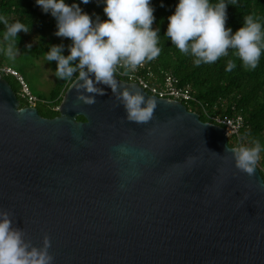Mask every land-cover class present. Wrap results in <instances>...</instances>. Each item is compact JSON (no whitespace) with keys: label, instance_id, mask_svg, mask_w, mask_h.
Listing matches in <instances>:
<instances>
[{"label":"water","instance_id":"1","mask_svg":"<svg viewBox=\"0 0 264 264\" xmlns=\"http://www.w3.org/2000/svg\"><path fill=\"white\" fill-rule=\"evenodd\" d=\"M79 75L58 116L20 107L0 76V213L52 264H264V181L225 130L136 83ZM155 102L128 119L122 93ZM94 97L89 105L79 97ZM81 117L83 120H77Z\"/></svg>","mask_w":264,"mask_h":264},{"label":"clouds","instance_id":"2","mask_svg":"<svg viewBox=\"0 0 264 264\" xmlns=\"http://www.w3.org/2000/svg\"><path fill=\"white\" fill-rule=\"evenodd\" d=\"M35 3L57 21L55 34L72 41L67 57L61 54V47L53 46L45 59L58 62L56 75L61 79L71 77L78 67L79 78L84 81L82 87L89 93L104 94L88 79L89 73L94 75L97 83L115 91L117 83L113 77L118 64L136 69L160 55L159 29L152 28L156 20L152 0H103V12L108 18L103 22L99 17L93 21L79 5H68L65 0H35ZM81 3L87 5L90 0H81ZM160 7H164L162 2ZM227 8L225 0H219L215 5L210 0H178L174 14L168 17L165 35L179 52L193 57L196 66L213 64L228 56V50L232 49L243 67L254 70L264 51L262 26L252 16H247L243 26L233 33L231 28H226ZM0 22L7 29L5 40L29 30L20 21L9 24L0 18ZM7 52L11 55L12 49ZM77 60V67H72V62ZM233 67L235 64L229 61L227 70L231 71ZM79 99L89 105L95 103L94 97L81 96ZM121 99L129 120L146 122L150 119L154 101L149 100L142 108L144 97L128 91L122 93ZM231 150L236 167L252 175L260 159V143L256 142L251 148L241 146ZM22 237V231L12 227L8 213H0V264H52L47 237L42 249L32 248L31 251Z\"/></svg>","mask_w":264,"mask_h":264},{"label":"trees","instance_id":"3","mask_svg":"<svg viewBox=\"0 0 264 264\" xmlns=\"http://www.w3.org/2000/svg\"><path fill=\"white\" fill-rule=\"evenodd\" d=\"M161 2L164 7H160ZM218 2L219 0H210L213 5ZM225 2L228 3L226 28H231L235 33L243 26L245 17L252 16L256 22L261 24L262 33H264V0H225ZM65 3L79 5L85 13L92 17L93 21H96L97 17L101 22L108 19L103 12V0H90L87 5L82 4L81 0H65ZM177 3L178 0H152L151 6L154 8L156 17L152 28L159 29L158 46L161 52L156 59L145 61V64L150 68L156 79L155 82H162L164 73H168L176 78L179 85H189L195 100L203 104L210 116L220 118L241 116L242 127L239 130L238 139L229 137L228 146L251 148L259 142L260 162L257 166L264 168V51L254 70L243 67L232 49L228 50V56L221 57L213 64L196 66L193 62L194 58L179 52L165 35L168 17L174 14ZM0 18L7 20L9 24L20 21L25 23L29 29L27 32L20 31L16 37L5 40L4 34L7 29L5 24L0 22V47L8 45L16 51L18 47L28 48L29 42L33 39L34 44L30 49L37 55L49 53L53 46L61 47L63 49L61 54L65 57L70 54L72 41L55 34L58 31L57 21L50 12L44 13L36 5L35 0H0ZM0 58L4 59L3 53H0ZM229 61L235 64L231 71L227 70ZM77 65L78 60L71 64L72 67H77ZM79 71L77 67V71L71 77L59 78L48 100L34 95L38 99L35 108L41 117L52 119L58 116L57 108L62 97L71 82L79 75ZM120 79L126 81L124 78ZM6 81L16 94L20 107H27L26 101L18 95L19 82L13 77L7 78ZM39 103H42L43 107H38ZM185 106L187 109L196 111L201 121H210L201 113L196 102H191L189 105L191 108L186 103ZM77 120L83 119L78 117ZM229 139L232 140L229 141ZM260 174L264 181V174L261 171Z\"/></svg>","mask_w":264,"mask_h":264},{"label":"built area","instance_id":"4","mask_svg":"<svg viewBox=\"0 0 264 264\" xmlns=\"http://www.w3.org/2000/svg\"><path fill=\"white\" fill-rule=\"evenodd\" d=\"M0 76L15 78L20 85V91L18 93L19 97L26 101L28 105L27 107H35L38 99L30 93L19 72L9 66L0 65ZM114 76L118 79L124 78L126 80L125 82L127 83H136L148 94L157 96L159 98L179 101L183 105L186 103L188 106L191 104V102H196L201 113L210 120L208 122L222 127L226 132L227 138L235 137L238 139L239 130L242 127L241 116L235 115L230 118L210 116L203 104L195 100L192 88L189 85H179L176 78H174L172 75L164 73L162 82H155L156 79L151 73L150 68L144 62L142 66H138L136 69H130L124 66L122 63L118 64L114 69ZM185 107L187 108V106ZM189 107L191 108V106ZM187 110L192 111L191 109ZM259 170L264 174V168H259Z\"/></svg>","mask_w":264,"mask_h":264},{"label":"rangeland","instance_id":"5","mask_svg":"<svg viewBox=\"0 0 264 264\" xmlns=\"http://www.w3.org/2000/svg\"><path fill=\"white\" fill-rule=\"evenodd\" d=\"M34 44L32 39L29 46L21 47L14 51L12 49L11 55L7 50L10 48L8 45L0 47V53H3V58H0V65L9 66L19 72L22 76L30 93L36 97L48 100L51 90L56 86L59 78L56 75L58 63L56 61H48L45 59L46 54L37 55L32 49ZM4 48H6L4 50ZM3 50V52H1ZM2 59V60H1ZM7 80V76H2ZM10 80V79H9ZM22 99V98H21ZM43 107L42 103L37 105ZM232 139H229L231 141ZM258 160L257 165H259Z\"/></svg>","mask_w":264,"mask_h":264}]
</instances>
